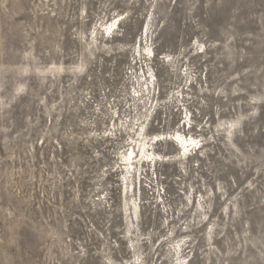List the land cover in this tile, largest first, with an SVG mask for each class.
Listing matches in <instances>:
<instances>
[{"label":"rangeland","instance_id":"rangeland-1","mask_svg":"<svg viewBox=\"0 0 264 264\" xmlns=\"http://www.w3.org/2000/svg\"><path fill=\"white\" fill-rule=\"evenodd\" d=\"M0 264H264V0H0Z\"/></svg>","mask_w":264,"mask_h":264},{"label":"bare ground","instance_id":"bare-ground-1","mask_svg":"<svg viewBox=\"0 0 264 264\" xmlns=\"http://www.w3.org/2000/svg\"><path fill=\"white\" fill-rule=\"evenodd\" d=\"M168 136H169V135H168ZM159 137H160V136H155V137L152 138L151 140H152V141H159V139H158ZM169 138H170L171 142L176 143L177 145H179V146H180V149H182V150L184 151V153L188 152V149L190 148V146L195 145V140H193V139H191V138L188 140V139L182 137L180 134H175V135H173V136H169ZM141 146H145V144H142ZM142 148H143V147H142ZM132 155H133V152H131L130 157L125 156L124 159H125L126 161H129L130 158L132 157ZM146 155H147V154H146ZM147 157H148V155H147ZM150 157H151V156H149L148 159H149Z\"/></svg>","mask_w":264,"mask_h":264},{"label":"water","instance_id":"water-1","mask_svg":"<svg viewBox=\"0 0 264 264\" xmlns=\"http://www.w3.org/2000/svg\"><path fill=\"white\" fill-rule=\"evenodd\" d=\"M169 139V138H168Z\"/></svg>","mask_w":264,"mask_h":264}]
</instances>
